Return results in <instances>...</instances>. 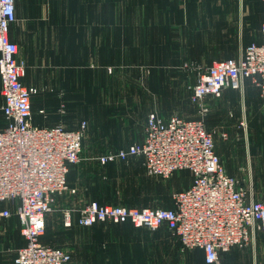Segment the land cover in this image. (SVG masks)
Listing matches in <instances>:
<instances>
[{
    "label": "built area",
    "instance_id": "obj_1",
    "mask_svg": "<svg viewBox=\"0 0 264 264\" xmlns=\"http://www.w3.org/2000/svg\"><path fill=\"white\" fill-rule=\"evenodd\" d=\"M15 21V0H0V78L7 122L0 131V202H18L16 214L27 243L19 250L16 264H74L69 253L44 244L42 237L57 198L76 193L69 187L68 175L70 166L81 162L88 125L84 121L78 129L67 130L62 125L39 128L33 124L31 99L37 90L22 82L26 64L18 59V46L9 37ZM261 31L262 42L246 48L238 60L218 61L209 68L185 65L196 74L189 91L202 115L208 112L207 98L218 99L225 90L242 92L248 80L264 100V23ZM130 158H141L149 175L164 179L187 170L192 183L173 193L172 209L97 201L63 209L66 228L73 226L75 215L84 228L97 223L131 224L156 232L165 227L180 241L182 251L203 250L207 264H220L221 253L264 235V201L256 200L239 179L227 173L203 119L172 116L165 120L150 113L141 143L97 160L107 165Z\"/></svg>",
    "mask_w": 264,
    "mask_h": 264
},
{
    "label": "rangeland",
    "instance_id": "obj_2",
    "mask_svg": "<svg viewBox=\"0 0 264 264\" xmlns=\"http://www.w3.org/2000/svg\"><path fill=\"white\" fill-rule=\"evenodd\" d=\"M149 1L110 0V16H124L125 20L109 21L107 50L92 54L93 62L97 61L100 65L93 63V68L88 70L92 77H101L102 83L94 86V101L76 106L78 116H84L88 124L83 144L90 128L94 136H99L103 135L104 129L113 127L117 120L129 119L128 115L136 108L134 98L139 108L140 103L143 104L142 108L150 104L153 108L155 105L152 110L160 115L203 119L218 149L224 140L232 143L233 166L235 169L240 168L238 177H235L253 193L256 200L264 201V133L258 129L264 124V116L260 111L262 106L250 102L255 92L246 86L242 92L226 91L218 99L209 97L204 101L208 112L202 115L189 91L196 81V74L188 66H178L180 60L190 59L191 55L196 54L188 51L192 48L190 40L196 37L177 38V45H173L172 38L164 36V22L132 20L137 12H140L141 17H147L153 9L163 15V6H153ZM251 1L258 4L257 0ZM134 25H139L141 36L119 34L132 32L129 29ZM117 27H120L118 32ZM153 33L157 35L153 36ZM180 42L184 45L181 46ZM187 64L191 63L188 61L184 65ZM88 70L76 71L78 75H85L83 72L89 74ZM105 119L112 122L110 126L103 125ZM96 140L101 144L105 141L100 138ZM103 149L99 151H107ZM249 153L251 157H248ZM92 168L94 186L84 195L88 198L90 195L104 205L170 208L173 193L177 192L173 183L176 182L180 190L185 189H182L185 172L175 173L169 179L151 176L140 158L133 163L118 162L111 167L95 163ZM76 201L78 204H73L71 209L80 208L90 200L78 198ZM67 203L64 200L53 205L48 216H54V219L47 223L44 241L65 250L75 264H203L201 251H182L179 240L168 230L165 231L166 236L160 239L155 232L142 228H134L140 234L119 232L117 228L106 224L91 228H63L61 215L62 210L68 208ZM119 245L123 248L122 252L117 251ZM232 253L237 255L238 264H249V261L250 264H264V236L257 234L253 242L235 248ZM220 261L222 264L223 257Z\"/></svg>",
    "mask_w": 264,
    "mask_h": 264
},
{
    "label": "crops",
    "instance_id": "obj_3",
    "mask_svg": "<svg viewBox=\"0 0 264 264\" xmlns=\"http://www.w3.org/2000/svg\"><path fill=\"white\" fill-rule=\"evenodd\" d=\"M257 2L259 6L251 0H150L149 3L153 6H163V15L153 9L147 17H141L140 12H137L132 20L138 22L147 19L149 22L159 20L164 22V36L172 38L173 45H177V38L196 37L195 40H190L189 45L192 48L188 50L196 54L191 55L190 59L185 58L176 63L178 66L182 64L185 68V62L189 61L191 64L209 68L218 61L238 60L246 48L262 42L264 4L262 0ZM109 3L110 0H15L16 21L10 27L9 37L18 45V59L26 64V74L22 78L23 84L37 90V94L31 99L35 126L52 128L62 125L67 130H76L85 121L84 116H78L76 106L94 101L95 96L92 95L94 86L102 83L101 77H92L91 71L88 70L93 68L91 66L93 63L100 65L97 61L93 62L92 54H100L107 50L109 21L125 20L124 16L119 18L117 15L110 16ZM118 30L120 27H117V32ZM129 30L132 32L119 34L142 35L139 32V25H134ZM180 45L183 46V42H180ZM77 69L88 70L89 74L84 71L85 75H78ZM246 86L255 92V97L250 98L251 104L262 106L260 111L264 116V100L260 97L259 90L249 80ZM226 91L228 90L224 92ZM133 102L136 108L128 115L129 119L117 120L116 124L113 122L114 126L104 129L103 135L94 136L91 128L88 130V138L82 147L81 162L71 165L68 175L69 187L76 193H66V196H61L63 198L58 197L57 203L67 200L66 207L71 208L73 204H78L76 201L78 198L80 200L86 198L90 200L89 202L97 201L102 204V201L93 199L90 195H88L89 198L84 195L85 191L88 189L90 191L94 186L92 167L95 163L101 165L97 157L141 143L145 138V128L150 113H156L165 120L174 116H164L154 112L152 109L155 105L151 108V104L142 108L143 104L140 103L139 108L135 98ZM4 103L0 78V131L7 125L3 112ZM111 123L110 120L105 119L103 125L110 126ZM258 129L264 133V124ZM96 138L105 139V141L101 144ZM262 142L264 143V137ZM102 148L107 151H99ZM216 152L227 173L232 177H238L237 172L240 168L235 169L233 166L232 143L224 140L219 149L216 146ZM248 157H251L250 153ZM137 160L139 158H130L128 162L120 161L119 163L130 161L133 163ZM112 164L115 163L101 166L111 167ZM182 173L186 177L182 183V189L186 190L192 183V174L187 170ZM173 184L177 191H182L177 187L176 182ZM17 207V201L0 202V264H16L19 250L27 243L21 233V223L16 214ZM172 208L173 201L170 209ZM4 212H9L10 216H4ZM48 215L46 223L54 219V216ZM77 219L78 216L75 215L72 228L76 226L84 228L77 223ZM102 224L117 228L119 232L140 234V231L134 229L135 227L131 224L97 223L96 225ZM61 225H63V215H61ZM166 230L163 227L155 233L162 239L166 236ZM122 250L123 248L119 245L117 251L122 252Z\"/></svg>",
    "mask_w": 264,
    "mask_h": 264
},
{
    "label": "trees",
    "instance_id": "obj_4",
    "mask_svg": "<svg viewBox=\"0 0 264 264\" xmlns=\"http://www.w3.org/2000/svg\"><path fill=\"white\" fill-rule=\"evenodd\" d=\"M229 91V90H228ZM232 91H235V90H232ZM128 207H131V206H128ZM131 208H136V207H131ZM141 209V208H140ZM167 209V208H165ZM170 209V208H169ZM96 226V225H94ZM93 227V226H92ZM46 228H47V225H46ZM72 229V228H71ZM148 231V230H147ZM46 232V230H45ZM150 232V231H149ZM262 235V234H261ZM45 236V234H44ZM44 236L42 237V242L46 245H48L45 241H44ZM55 247V246H54ZM235 248H239V247H234L232 248L229 252H225V253H221L220 254V259L221 257H223V262L222 264H238V259H237V255L236 254H233L232 253V250H234ZM195 250H199L202 252V255H203V258H202V263L203 264H207L206 262V258H205V253L203 252V250L201 249H195ZM249 261V259H248ZM221 262V261H220ZM249 264H250V261H249Z\"/></svg>",
    "mask_w": 264,
    "mask_h": 264
}]
</instances>
